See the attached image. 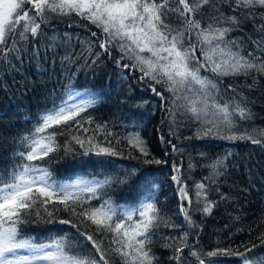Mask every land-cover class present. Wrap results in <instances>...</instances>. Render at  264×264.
<instances>
[{
  "label": "snow or ice",
  "instance_id": "snow-or-ice-1",
  "mask_svg": "<svg viewBox=\"0 0 264 264\" xmlns=\"http://www.w3.org/2000/svg\"><path fill=\"white\" fill-rule=\"evenodd\" d=\"M225 4L230 10L227 13L223 10ZM26 5L31 7L26 8ZM205 14L210 21L207 24L203 19ZM73 16L88 21L99 30V34L94 31L91 35L99 40L101 52H92L94 41L81 42L86 44L83 51L95 56L93 64L101 54L111 56L112 49H116L120 53L117 66L138 70L142 74L141 81H152V92L164 102L163 106L173 120L175 113L182 111L200 125L195 133L197 139L250 140L264 146V139L258 138L264 137V129L239 130L236 118L241 121L251 118L246 104L235 98L221 103L223 97L219 88L221 77L264 74V23L255 27V38L251 35L247 39L231 36L234 31L241 30L244 22L251 21L255 26L257 19L264 21V0H0V64H11L13 59L22 62L21 45L38 41L51 21ZM174 20L179 23H173ZM49 39L51 43L44 45L45 50L55 52L59 46L57 36L53 34ZM248 41L255 46V51L245 55L244 45ZM257 52L261 54L257 55ZM32 56L39 59V50ZM63 60L71 62V57L65 55ZM202 71L211 72L217 79L202 75ZM155 85H163L164 92L171 96L166 97ZM75 98V95H69L60 106L41 116L34 130L20 138V148L15 155L21 162L6 176L0 175V264H114L116 256L120 258V264H154L156 257L148 247L152 243L153 229L161 223L174 229L181 227L161 215L155 197L144 198L131 210L117 214L110 200H103L99 207L93 206L91 201L102 200L108 187L126 183L128 177L105 176L70 184L58 183L48 169L32 163L59 152L61 145L57 137L65 134L70 136L63 145L65 153L73 151L71 145L75 143L83 149L84 155L121 154L108 139L114 134L107 125L97 124L94 129L84 127L94 121L81 113L95 101L70 102ZM89 131L92 135L86 138L75 134ZM97 136H103L104 140H98ZM123 139L141 156H150L146 141L138 133ZM161 141L164 142L163 137ZM116 142L120 143V139ZM172 150L180 151L175 144H172ZM224 159L226 157L218 158L207 165L212 171L205 179L210 183L215 184L223 174L218 169L225 167ZM152 162L145 160V163ZM154 162L161 163L160 160ZM192 167L189 163V168ZM173 172L171 179L177 185L181 201L179 213L189 228L195 227L190 214L193 204L190 189L180 167L174 164ZM194 187L196 204L203 201V213L210 214L213 203L207 198L208 185L197 182ZM184 201H188L187 206ZM49 204L62 205L64 212L81 218V223L90 222L95 226L94 230L81 231L73 219H57L55 213L61 209H50ZM41 209L49 218L48 223L56 221L75 228L78 235L91 244V249L67 233L40 243L22 237L19 226L27 222L25 217L35 213L42 219ZM135 216L139 218L134 219ZM188 237L189 232L184 231L164 245L173 250L170 259L177 264H182L185 259V248L197 264H222L216 259L218 256H236L241 264H264V260L248 255L256 245L244 252L219 248L205 253L189 245ZM163 238L169 240L168 236Z\"/></svg>",
  "mask_w": 264,
  "mask_h": 264
},
{
  "label": "trees",
  "instance_id": "trees-1",
  "mask_svg": "<svg viewBox=\"0 0 264 264\" xmlns=\"http://www.w3.org/2000/svg\"><path fill=\"white\" fill-rule=\"evenodd\" d=\"M26 8L30 6L26 5ZM223 10L226 13L230 11L226 4ZM203 19L205 24L210 22L207 14ZM173 23L178 24L179 21L174 20ZM261 23L264 21L260 19L256 20L255 26L251 21L244 22L241 30L234 31L231 36L247 39L251 35L255 38V27ZM43 31L44 35L38 41L21 45L22 62L13 59L11 64H0V175L6 176L21 162V158L15 155L20 148V138L31 133L48 110L60 106L69 95L76 97L75 101L70 102L95 101L81 113L94 121L84 127L94 129L97 124L107 125L114 134L108 139L120 155H84L83 149L75 143L71 145L73 151L65 153L63 145L70 140V136L65 134L57 137L61 145L59 152L32 163L48 169L55 181L128 177L126 183L108 187L102 200L91 201L93 206L99 207L103 200H110L117 214L131 210L144 198L155 197L161 215L181 227L174 229L161 223L153 229L152 243L148 247L156 257L154 264H177L170 259L174 255L173 250L164 245L171 243V237L184 231L189 232V245L205 253L219 248L244 252L246 248L256 245L248 255L256 260H264V146L253 144L250 140L197 139L195 133L200 125L192 122L189 115L182 111H177L173 120L163 106L164 102L152 92V81H141L142 74L138 70L117 66L120 53L116 49H112L111 56L101 54L97 63H92L95 56L83 51L86 44L81 42L94 41L93 53L102 50L98 47L97 37L91 35L94 31L99 34V30L88 21L75 16L55 19ZM53 34L57 36L59 46L55 52L50 49L46 51L44 45L51 43L49 37ZM37 49L39 59L32 56ZM249 51H255L250 41L244 45V54L247 55ZM65 55L71 57V62L62 61ZM201 74L217 79L211 72L202 71ZM219 80L223 97L220 102L235 98L246 104L251 112L248 120L236 118L239 130L264 129V74L228 76ZM155 87L164 92L163 85ZM164 95L171 96L167 92ZM134 132L146 141L150 156L143 157L128 147L123 137ZM75 134L86 138L92 132ZM97 139L103 141L104 137L97 136ZM117 139H120V143L116 142ZM172 144L180 151L173 152ZM224 157L225 167L218 169L223 174L212 184L205 179L212 171L207 165ZM145 160L153 162L145 163ZM155 160L161 163L157 164ZM189 163L193 165L192 168H189ZM174 164L180 167L181 175L190 189L189 196L193 202L190 214L196 225L192 228L179 213L181 201L177 185L171 179L175 174ZM197 182L208 185L207 198L213 203L210 214L203 213V201L196 204L194 186ZM183 203L187 206L188 201ZM48 207L60 208L61 211L55 213L57 219H73L81 231L92 232L95 228L90 222L81 223V218L64 212L62 205L49 204ZM40 211L42 219H38L35 213L25 217L27 222L19 226L22 237L40 243L67 233L91 249V244L80 237L75 228L56 221L48 223L49 218L42 209ZM164 236H168L169 240L166 241ZM188 253L189 250L185 248L182 264H197ZM216 259L222 264H241L236 256H218ZM114 264H120L118 256L114 257Z\"/></svg>",
  "mask_w": 264,
  "mask_h": 264
},
{
  "label": "rangeland",
  "instance_id": "rangeland-1",
  "mask_svg": "<svg viewBox=\"0 0 264 264\" xmlns=\"http://www.w3.org/2000/svg\"><path fill=\"white\" fill-rule=\"evenodd\" d=\"M28 6H30V5H28ZM26 7V6H25ZM31 7V6H30ZM77 180H79V179H75V180H69V181H57L58 183H72V182H74V181H77ZM83 180H86V179H83Z\"/></svg>",
  "mask_w": 264,
  "mask_h": 264
}]
</instances>
